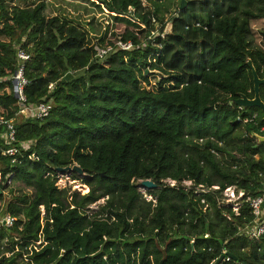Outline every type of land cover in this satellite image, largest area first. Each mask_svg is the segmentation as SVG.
Wrapping results in <instances>:
<instances>
[{
  "label": "trees",
  "instance_id": "obj_1",
  "mask_svg": "<svg viewBox=\"0 0 264 264\" xmlns=\"http://www.w3.org/2000/svg\"><path fill=\"white\" fill-rule=\"evenodd\" d=\"M167 1L94 0L133 45L96 62L105 36L93 45L85 29L46 17L43 1L0 0V110L22 152L19 164L0 154V209L17 219L0 229V264H214L223 255V264H264V235H242L253 221L249 200L264 195L263 114L232 103L254 97L248 62L264 79L251 28L264 20V0H184L181 11L178 0L171 31L152 43ZM18 48L29 57L27 104H52L42 120L17 115L9 79ZM147 72L162 77L154 89ZM259 95L264 102V84ZM73 165L85 195L56 186V169ZM9 175L31 195L6 201ZM144 180L156 186L150 201L135 184ZM227 188L244 193L237 212L222 202Z\"/></svg>",
  "mask_w": 264,
  "mask_h": 264
},
{
  "label": "rangeland",
  "instance_id": "obj_2",
  "mask_svg": "<svg viewBox=\"0 0 264 264\" xmlns=\"http://www.w3.org/2000/svg\"><path fill=\"white\" fill-rule=\"evenodd\" d=\"M12 6L23 7L29 3H35L43 1L46 4L45 16L46 17H54L59 16L62 19L67 20L68 22L75 24L86 31L89 32V38L91 39L92 44H98L99 38L105 36V44L112 43L113 41H117L120 39L121 35L126 30V25L116 22L111 18L110 13H101L96 6H94V0H27L28 3L24 4L21 0H6ZM12 3V4H11ZM178 0H169L160 5V21L165 22L166 26L164 29H169L170 23L168 20L177 10ZM157 24L155 28H157ZM251 28L253 31V40L254 44L259 45L264 48V44L262 42V33H264V20L255 21L251 24ZM164 31V30H163ZM159 33V32H158ZM103 44V46L105 45ZM148 78L150 80V85L148 89H154L159 82V79L162 78L159 74L154 73L150 74L147 72ZM73 176V177H72ZM86 178V176H79L76 173L70 174H59L57 173L56 177V186L58 189H66L68 190V195L73 192H77L80 195H85L88 192V187L83 184L82 179ZM76 179V180H73ZM168 184H171L172 181H165ZM137 185L138 191L142 194L145 201H150L151 197L147 195L149 190L142 188L140 186V181L135 183ZM187 188L193 187L192 183L183 182L181 184ZM200 190L197 188V191ZM203 190H206L204 188ZM226 191V198L224 202L233 205V211L237 212L240 206V200L243 198V192H236L235 189L232 191ZM5 194V200H11L14 197L19 195L30 196L31 191L26 189L24 186L20 185L16 182H10L7 185ZM223 200V199H222ZM223 202V201H222ZM104 200H101L91 206L90 209H97L99 205H102Z\"/></svg>",
  "mask_w": 264,
  "mask_h": 264
},
{
  "label": "built area",
  "instance_id": "obj_3",
  "mask_svg": "<svg viewBox=\"0 0 264 264\" xmlns=\"http://www.w3.org/2000/svg\"><path fill=\"white\" fill-rule=\"evenodd\" d=\"M155 22V21H153ZM171 31V25L169 29H164L163 33L156 32L154 35L149 38V40L153 43L156 37L163 38L165 34ZM95 45V44H93ZM133 50V45L130 42H123L120 39L116 41V43L112 46H102L95 48V54L93 60L96 62L105 61L109 56H111L116 51L130 52ZM16 57L18 59V67L13 76L9 79L12 82L13 86V95L17 101V106L19 108L17 115L24 116L26 118H32L36 120H42L49 116L52 110V104L47 102H40L35 105H28L25 95L24 89L27 85V80L24 77V63L29 59L28 55L21 50L17 49ZM161 79V78H160ZM159 79V81H160ZM52 88V85L49 86V89ZM156 88V87H155ZM256 115L252 116L254 119ZM246 122V121H245ZM16 131L13 120H6L2 113L0 112V141L5 147L4 150H1V155L6 156L11 159V164H19L18 158L22 157L21 149L15 146L16 142ZM31 146V144H28ZM35 159V158H32ZM12 175H9L5 185L10 184ZM185 183V182H184ZM191 183V182H189ZM171 187H174L176 183L174 181L169 184ZM185 187V186H184ZM197 188L200 190L197 191ZM204 187L197 186L195 188L196 193H207L209 191L203 190ZM228 191H232L234 188H227ZM224 190L222 194V201L224 204H229L224 202L226 198V190ZM212 191L218 190V187L214 186L211 188ZM250 212L253 216L252 223L247 226L244 230H242V235L251 240H258L261 236L264 235V195L260 197L253 198L249 200ZM40 217L43 219L45 217L44 208L40 207ZM17 219L11 216L8 212L4 211L3 208L0 209V229L3 228L5 230L11 229L14 227ZM43 223V222H42ZM41 242H38L36 245L28 248L29 255L32 254V251L38 252L40 250ZM45 243H43L44 245ZM25 261H27L25 259ZM230 257L223 255V263H229Z\"/></svg>",
  "mask_w": 264,
  "mask_h": 264
},
{
  "label": "water",
  "instance_id": "obj_4",
  "mask_svg": "<svg viewBox=\"0 0 264 264\" xmlns=\"http://www.w3.org/2000/svg\"><path fill=\"white\" fill-rule=\"evenodd\" d=\"M185 7H186V2L184 0H182L179 10L181 11ZM247 65L250 67L252 77H253L254 97H253V99H247L245 96H241L239 99L233 101L232 103L234 106H237L241 109H246V108H258V109H260L262 114H263L262 120L264 121V102L260 99V95H259V88L261 85L264 84V79H260L257 76V74H256V72H255V70H254V68L250 62H248ZM256 139H257L258 143H264V136L263 137L256 136ZM56 171H57V173H59L61 175L70 174L73 172V173L78 174L79 176H85L83 171L77 165H73L71 167H65V168H58V169H56ZM140 186L142 188L147 189V190H151V189H154L156 187L150 180L140 181ZM222 260H223V256L219 257L214 264H221Z\"/></svg>",
  "mask_w": 264,
  "mask_h": 264
},
{
  "label": "crops",
  "instance_id": "obj_5",
  "mask_svg": "<svg viewBox=\"0 0 264 264\" xmlns=\"http://www.w3.org/2000/svg\"><path fill=\"white\" fill-rule=\"evenodd\" d=\"M0 112L2 113V111L0 110Z\"/></svg>",
  "mask_w": 264,
  "mask_h": 264
}]
</instances>
